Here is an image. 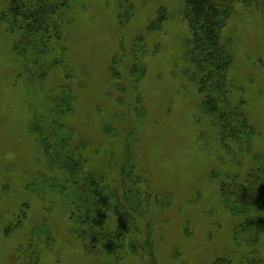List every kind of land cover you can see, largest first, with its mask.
Here are the masks:
<instances>
[{"label": "rangeland", "instance_id": "374dc122", "mask_svg": "<svg viewBox=\"0 0 264 264\" xmlns=\"http://www.w3.org/2000/svg\"><path fill=\"white\" fill-rule=\"evenodd\" d=\"M183 13V0H71L61 38L41 54L18 53L0 19V264L102 259L86 253L80 213L60 191L68 174L54 153L66 149L112 184L132 167L138 189L152 192L135 254L123 250L117 264H240L252 254L235 236L245 217L225 208L220 187L264 163V2L236 3L220 35L232 59L220 105L246 117L247 139H223L205 112ZM253 216L264 264V210Z\"/></svg>", "mask_w": 264, "mask_h": 264}, {"label": "trees", "instance_id": "16d2710c", "mask_svg": "<svg viewBox=\"0 0 264 264\" xmlns=\"http://www.w3.org/2000/svg\"><path fill=\"white\" fill-rule=\"evenodd\" d=\"M70 1L1 0L3 8L0 19L9 32L16 34L17 52L23 53L28 48L41 54L46 51L52 38L59 40L60 23ZM251 2L261 3L264 0H183V17L190 33V54L195 65L194 79L202 94L204 110L211 121L217 123L223 139L233 140L238 132L244 134L246 139L249 137L246 132L253 134L246 117L237 108L229 106L225 109L220 105L224 102L221 95L232 61L220 42L221 31L236 3L248 5ZM163 17L164 11L160 10L151 26L157 27ZM64 144L61 146L63 149L67 146ZM54 155L56 158L59 156L68 174L64 180L68 186L60 185V191L66 195L69 206L79 211L76 222L85 225L80 233L81 240L86 242L84 249L94 258L102 257L94 264H117L126 249L135 254V245L132 244H136V241H132V238H137L138 219H143L147 212L143 211L142 205H147L151 200L150 189L145 193L138 189L140 177L135 176L132 167L127 165L120 169L118 184L114 181L112 184L104 177L96 178L92 172H85L82 157L75 155V150L66 149ZM233 178L231 182L222 184L220 196L230 213L245 217L239 225L241 231L235 233L236 238H243L254 248L252 254L244 256L240 264H262L255 250L261 223L253 212L264 210V163L259 160L252 172L240 181L236 179L238 182ZM107 218L108 226L104 224Z\"/></svg>", "mask_w": 264, "mask_h": 264}]
</instances>
